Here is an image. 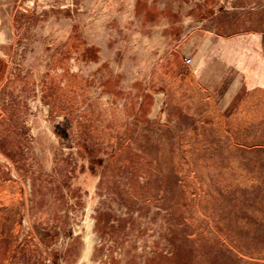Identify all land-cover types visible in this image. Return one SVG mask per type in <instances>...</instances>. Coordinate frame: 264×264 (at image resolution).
Wrapping results in <instances>:
<instances>
[{"label":"rangeland","instance_id":"374dc122","mask_svg":"<svg viewBox=\"0 0 264 264\" xmlns=\"http://www.w3.org/2000/svg\"><path fill=\"white\" fill-rule=\"evenodd\" d=\"M199 3L227 0H0V145L21 190L0 230L18 220L34 236L12 264H216L192 200L202 190L190 108L163 75L179 40L168 33L204 26ZM189 15L192 27L177 24ZM218 16L222 39L245 27Z\"/></svg>","mask_w":264,"mask_h":264},{"label":"crops","instance_id":"0c3cea01","mask_svg":"<svg viewBox=\"0 0 264 264\" xmlns=\"http://www.w3.org/2000/svg\"><path fill=\"white\" fill-rule=\"evenodd\" d=\"M195 7L204 26L182 36L174 29L168 33L174 32L179 40L172 44L177 56L163 75L168 81L166 91L189 105L183 115L190 117L189 128L184 131L198 141L194 171L201 177L195 176L194 184L201 186L202 194L192 200L200 204L196 205L203 218L199 222L204 221L200 234L213 241L216 264H264V0L260 7L249 9L237 0H227L223 7L202 3ZM203 10L208 13L205 20ZM229 11L234 17L228 22L245 27L222 39L216 27L218 15ZM239 16L245 20L239 21ZM192 22L189 15L177 24L192 27ZM1 38L0 87L8 78L10 51L9 35ZM189 57L187 65L184 59ZM1 148L0 214L21 201L16 175L4 169L10 165L9 151ZM207 157L213 159L211 164L206 163ZM17 221L0 230V264L24 260L33 248V234L20 231ZM34 248L43 254L48 250L41 243Z\"/></svg>","mask_w":264,"mask_h":264},{"label":"built area","instance_id":"2783aa9c","mask_svg":"<svg viewBox=\"0 0 264 264\" xmlns=\"http://www.w3.org/2000/svg\"><path fill=\"white\" fill-rule=\"evenodd\" d=\"M184 62H185V64L189 65L191 63V59L190 58H185Z\"/></svg>","mask_w":264,"mask_h":264},{"label":"bare ground","instance_id":"6f19581e","mask_svg":"<svg viewBox=\"0 0 264 264\" xmlns=\"http://www.w3.org/2000/svg\"><path fill=\"white\" fill-rule=\"evenodd\" d=\"M88 218V217H87ZM88 220V219H87ZM85 221V220H84ZM80 230V229H79ZM82 230V229H81ZM86 230V229H85ZM90 231V230H89ZM86 232H88V231H86ZM86 232H85V234H86ZM85 237V236H84Z\"/></svg>","mask_w":264,"mask_h":264}]
</instances>
